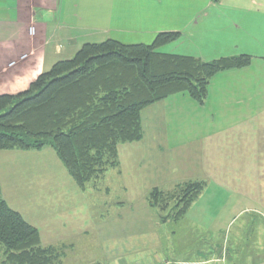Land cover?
I'll return each instance as SVG.
<instances>
[{
    "label": "crops",
    "instance_id": "0c3cea01",
    "mask_svg": "<svg viewBox=\"0 0 264 264\" xmlns=\"http://www.w3.org/2000/svg\"><path fill=\"white\" fill-rule=\"evenodd\" d=\"M160 32L180 33L175 42L164 46L168 52L205 61L247 54L252 62L247 67L213 76L203 105L187 93H177L149 105L142 112V139L119 146L118 163L110 169L114 172L112 176L121 180L120 192L125 197L117 202L120 211L115 220L109 218L106 222L109 228L125 229L132 224L140 227L141 220L154 235L160 232L163 221L150 205L151 189L167 190L214 176L204 172L209 155L225 154L231 149L234 153L235 147L240 152L246 133L250 144L254 137L263 148L264 0H0V95L27 90L41 73L59 60L73 57L84 43L101 42L103 38L99 36L113 39L110 36L115 33L119 35L115 40L135 39L137 43L148 44ZM44 149L0 150V159L6 163L14 157L26 160ZM226 169L222 164L219 170ZM73 181L79 189L86 188ZM132 186L143 190L141 200L135 204L143 215L135 216L139 211L132 208L125 210V203L135 200ZM64 190L61 183L56 191L60 200H64ZM2 197L7 201L3 188ZM55 214L56 223L48 226L55 242L42 245L61 250L60 264H65L64 261H70L66 251L74 248L71 235L88 234L91 224L78 223L76 211L65 215V211L55 210ZM27 221L34 225L32 218ZM91 222L96 227V220ZM149 247L160 249L156 242ZM195 263L222 264L213 259Z\"/></svg>",
    "mask_w": 264,
    "mask_h": 264
},
{
    "label": "trees",
    "instance_id": "16d2710c",
    "mask_svg": "<svg viewBox=\"0 0 264 264\" xmlns=\"http://www.w3.org/2000/svg\"><path fill=\"white\" fill-rule=\"evenodd\" d=\"M220 1V0H215ZM179 32H160L151 43L126 44L115 39L84 43L76 54L59 60L30 87L0 95V150L52 147L81 186L118 163L119 146L143 137L142 112L177 93L200 105L216 74L247 67V54L209 61L160 48L175 42ZM207 182L188 181L175 193L154 188L151 207L167 208L184 217ZM0 264H60L62 251L42 245L39 229L2 197L0 182Z\"/></svg>",
    "mask_w": 264,
    "mask_h": 264
},
{
    "label": "rangeland",
    "instance_id": "374dc122",
    "mask_svg": "<svg viewBox=\"0 0 264 264\" xmlns=\"http://www.w3.org/2000/svg\"><path fill=\"white\" fill-rule=\"evenodd\" d=\"M113 34L111 38H119ZM98 38H103L101 42L108 39ZM130 40L133 39H122L121 42H139ZM160 50L168 52L165 47ZM260 99L261 96L258 103ZM256 125L259 126L257 122ZM244 139L240 152L235 147L234 153L231 149L225 154L209 155V163H204V172L214 176L209 175L208 179L202 180L207 185L184 217L175 219L170 215L176 200L170 201L166 209L154 208L163 221L160 232L155 235L141 220L140 227L132 224L125 229L109 228L106 221L109 218L115 220L120 211L117 202L125 197L120 192L121 180L112 176L114 172L110 168L113 166L107 168L110 170L104 179L103 173L81 190L50 146L30 159L14 157L8 163L0 159L3 196L12 208L29 218L27 220L32 218L40 230L42 244L55 242L48 229L56 223L55 210L65 211V215L76 211L78 223L91 224L88 234L71 235L74 248L66 251L70 261H64L65 264H124L126 261L128 264H135L133 261L143 264H196V261L207 259L222 264H264V138H261L263 148L254 137L250 144L248 133ZM253 139L257 148L255 154ZM228 142L226 139L227 145ZM224 157L226 159L222 163ZM222 164L227 168L223 172L219 170ZM38 180L43 183H38ZM61 183L65 189L62 192L64 200H60L56 193ZM177 189L173 186L162 191L177 194ZM130 190L135 200L126 202L125 210L132 208L139 211L134 213L135 216L143 215V211L135 206L141 200L142 188L132 186ZM94 219L96 227L91 222ZM168 219L170 221L166 222ZM152 242H156L160 249H151L149 245ZM3 258L0 245V263Z\"/></svg>",
    "mask_w": 264,
    "mask_h": 264
}]
</instances>
